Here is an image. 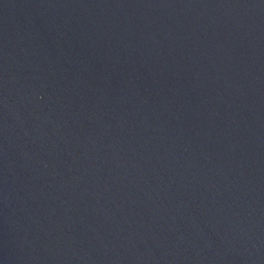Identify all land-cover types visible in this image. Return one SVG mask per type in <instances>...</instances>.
Here are the masks:
<instances>
[{
  "label": "water",
  "instance_id": "1",
  "mask_svg": "<svg viewBox=\"0 0 264 264\" xmlns=\"http://www.w3.org/2000/svg\"><path fill=\"white\" fill-rule=\"evenodd\" d=\"M0 264H264V0H0Z\"/></svg>",
  "mask_w": 264,
  "mask_h": 264
}]
</instances>
